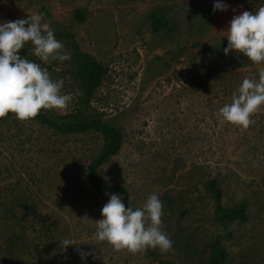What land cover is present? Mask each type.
<instances>
[{"label":"rangeland","instance_id":"rangeland-1","mask_svg":"<svg viewBox=\"0 0 264 264\" xmlns=\"http://www.w3.org/2000/svg\"><path fill=\"white\" fill-rule=\"evenodd\" d=\"M225 2L230 7L223 12H213L214 0L0 3V20L43 13L45 22L70 31L80 50L107 68L87 111L118 128L122 145L97 177L123 189L126 206L140 207L157 193L162 229L174 242L165 253H133L97 241L95 221L110 193L86 180V168L101 136L62 135L9 113L0 117V264H82L77 247L91 252L86 264H207L215 242L224 249V264H264V108L251 115L247 128L223 120L218 111L244 77L257 79L264 67L242 53L226 55L227 39L219 32L261 0ZM76 10L84 13L83 22L74 19ZM154 11L174 30L154 32ZM19 54L40 63L63 81L62 93L72 94L67 109L41 111L56 119L72 110L70 61H41L30 44ZM214 179L218 199L209 193ZM237 205L244 207V219L219 222L217 206ZM66 237L78 245L62 250Z\"/></svg>","mask_w":264,"mask_h":264},{"label":"clouds","instance_id":"clouds-1","mask_svg":"<svg viewBox=\"0 0 264 264\" xmlns=\"http://www.w3.org/2000/svg\"><path fill=\"white\" fill-rule=\"evenodd\" d=\"M229 7L225 0H214L213 12L228 11ZM219 34L227 39L223 49L226 55L230 51L242 53L249 61L264 64V0L255 11L244 10L234 15L227 29ZM25 44L31 45L32 54L41 61L71 59L50 23L44 21L43 13L34 11L27 18L0 20V117L11 113L23 121L34 118L42 109H67L72 94L62 93L63 81L52 79L40 63L21 57L19 50ZM261 108H264V67L257 79L244 77L231 102L218 111L223 120L247 128L252 123L251 115ZM100 212L93 234L97 241L133 253L148 248L165 253L172 248L174 242L162 229L163 204L157 193L150 194L142 206L135 208L126 206L120 194L112 193ZM60 244L62 250L78 245L75 239L67 237ZM75 250L82 264H86L91 252L79 247Z\"/></svg>","mask_w":264,"mask_h":264},{"label":"trees","instance_id":"trees-1","mask_svg":"<svg viewBox=\"0 0 264 264\" xmlns=\"http://www.w3.org/2000/svg\"><path fill=\"white\" fill-rule=\"evenodd\" d=\"M43 12L45 9L41 8ZM74 19L83 22L85 19L84 13L80 10L75 11ZM151 26L154 32L159 30H165L169 33L174 30V26H169L168 21L163 15L154 11L150 15ZM55 37L59 40L65 41L68 44L70 50L71 59V75L74 79L76 88V105L68 113L54 119L49 115L40 111L34 118L36 121H40L47 126L55 129L60 134H79L96 132L101 136L102 145L99 152L94 156L86 168V180L93 185V187L103 190L110 194L117 193L126 200L125 192L123 189L116 185L107 184L97 177V170L104 165L110 158L115 156L122 145V135L120 130L114 126L108 125L102 121L100 115L95 112H88L89 104L94 96L95 91L101 85L103 79L107 74V68L95 58L80 50L77 42L75 41L74 34L67 29H59L53 27ZM256 128V125H252ZM216 181L211 180L209 184L210 195L218 199L221 190L216 186ZM217 217L219 222L244 219V207L237 205L232 208H222L217 206ZM224 249L218 242H215L208 256L207 264H224ZM157 264H175L170 260H158Z\"/></svg>","mask_w":264,"mask_h":264}]
</instances>
